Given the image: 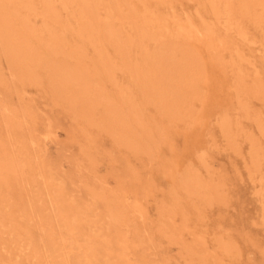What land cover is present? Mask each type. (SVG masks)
I'll list each match as a JSON object with an SVG mask.
<instances>
[{
	"label": "rangeland",
	"instance_id": "374dc122",
	"mask_svg": "<svg viewBox=\"0 0 264 264\" xmlns=\"http://www.w3.org/2000/svg\"><path fill=\"white\" fill-rule=\"evenodd\" d=\"M53 3L0 0V264H264V0Z\"/></svg>",
	"mask_w": 264,
	"mask_h": 264
},
{
	"label": "bare ground",
	"instance_id": "6f19581e",
	"mask_svg": "<svg viewBox=\"0 0 264 264\" xmlns=\"http://www.w3.org/2000/svg\"><path fill=\"white\" fill-rule=\"evenodd\" d=\"M68 1L69 0H63V2L66 4V3H68ZM60 3V2H59ZM79 3V2H78ZM80 3L82 4V6L85 8L86 6H88V5H90L92 8H98L97 6H95V7H93V5H91L92 3H90V0H80ZM53 0H46V14H52L53 12H55L54 11V7H53ZM70 4V3H69ZM80 4V5H81ZM95 4V3H94ZM55 5V4H54ZM96 5V4H95ZM90 6H88V7H90ZM217 7V6H216ZM70 8H72V7H70ZM32 9V8H31ZM3 10V9H2ZM92 11V10H91ZM96 11V10H95ZM3 12V11H2ZM81 12V11H80ZM89 13H91V12H89ZM3 14H5L4 12H3ZM43 14V13H42ZM80 15V14H79ZM3 16V15H2ZM6 16V15H5ZM86 16V15H85ZM107 16V15H106ZM1 18V17H0ZM52 18V17H51ZM78 18V17H77ZM55 19V18H54ZM84 20V19H83ZM22 21V20H21ZM30 22V21H29ZM231 22V21H230ZM230 22H227L228 24H230V25H232V23H230ZM84 25V24H83ZM85 28V27H84ZM32 29V28H31ZM47 30V29H46ZM95 30V29H94ZM92 34V33H91ZM115 35V34H114ZM19 38V37H18ZM53 38V37H52ZM115 40V39H114ZM25 43H27V42H25ZM22 45V44H21ZM26 45V44H25ZM12 46V45H11ZM13 46H15V45H13ZM12 46V47H13ZM19 46V45H18ZM80 48V47H79ZM123 49V48H122ZM159 49V48H158ZM28 53V52H27ZM102 54V53H101ZM150 55V54H149ZM157 65H158V63H157ZM150 69V68H149ZM153 70V69H152ZM144 74V73H143ZM154 90V89H153ZM227 121V120H226ZM45 137V136H44ZM5 148V147H4ZM4 153V152H3ZM11 164H13V163H11ZM8 165H10V164H8ZM10 167V166H9ZM13 167V166H12ZM24 169V168H23ZM1 188V187H0ZM119 210V209H118ZM94 233V232H93ZM50 242V241H49Z\"/></svg>",
	"mask_w": 264,
	"mask_h": 264
}]
</instances>
